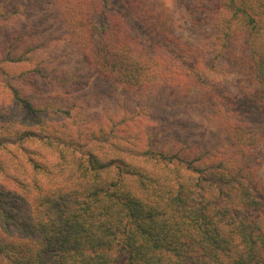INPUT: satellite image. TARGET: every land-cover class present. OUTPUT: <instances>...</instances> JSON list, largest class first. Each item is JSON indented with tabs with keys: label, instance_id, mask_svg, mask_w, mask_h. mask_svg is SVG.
Returning a JSON list of instances; mask_svg holds the SVG:
<instances>
[{
	"label": "trees",
	"instance_id": "1",
	"mask_svg": "<svg viewBox=\"0 0 264 264\" xmlns=\"http://www.w3.org/2000/svg\"><path fill=\"white\" fill-rule=\"evenodd\" d=\"M160 8L159 0H0V86L20 110L35 115L49 104L22 96L4 67L32 65L27 75L45 80L46 64L61 69L59 84L84 75L94 89L107 86L105 99L117 87L136 89L149 120L113 142L106 113L96 129L77 123L74 135L13 122L12 135L0 139V171H10V188L0 184V264H264V185L252 132L221 83L202 74L200 44L173 36ZM43 43L49 60L38 56ZM59 44L75 48V76L52 56ZM76 107L56 112L69 119ZM178 109L203 124L156 115ZM140 130L141 152L120 144Z\"/></svg>",
	"mask_w": 264,
	"mask_h": 264
},
{
	"label": "rangeland",
	"instance_id": "2",
	"mask_svg": "<svg viewBox=\"0 0 264 264\" xmlns=\"http://www.w3.org/2000/svg\"><path fill=\"white\" fill-rule=\"evenodd\" d=\"M159 1L161 12L164 13L163 18L165 20L166 17L169 18L173 24L174 28L171 29L175 33L173 36H184L183 39L187 38L186 43L189 46L196 47V43L200 44L202 65L206 67V69L203 67L202 74L205 75L206 80L209 83L218 80L221 83L219 90L223 93L225 101L227 102V98H230L234 99L233 103L238 104L233 110L237 112L236 118L241 119L240 123L252 132V137H249L251 138L249 140H252L249 143H255L252 157L259 162L254 172L258 176V181L264 185V0ZM232 5L237 6L235 8L238 9L233 11ZM27 11L37 13V9L29 8ZM50 51L51 48H47L45 43L38 46V56H42L45 60H49L46 57ZM74 51L75 48L59 44L57 51L52 52L54 54L52 56L57 58V63L64 65V71H67L68 76L70 74L75 76L74 73H70L71 68H80L73 64L74 60L70 59L74 57ZM259 62L260 68L257 69ZM4 68L7 72L9 71L11 77H14L10 83L19 89L22 96L29 98L36 106L49 105L45 112L28 114L20 110L17 102L12 101L8 91L0 86V125L5 127V129L0 128V139L9 138L12 135V131L9 130L14 128L12 126L16 123L13 122L16 121L17 123L29 122L35 126V130L47 132L49 136L53 132H62L65 128L74 135V132L78 130L77 123L84 128L92 126L91 128L96 129L94 120L103 119L106 113L111 116V122H107L105 127V130L111 129L110 134H106L110 142L117 132H129L135 125L141 127V123L149 124L148 117H145L143 110L141 111V107L147 103L144 98H141V93L134 91L136 89L127 93L117 87L111 99H105L106 97L101 96H104L102 94L106 92L107 86L94 89L96 82L88 76L85 78L81 73L82 77L79 80H72V83L62 85L59 84L60 81H57L61 69H57L56 66L43 64L42 69L47 75L45 80L40 78L32 80L27 75L26 71L31 69L32 65L16 67L7 64ZM2 78L0 74V82H3ZM52 78L55 81H52ZM46 82L48 85L52 83L53 87L48 86ZM109 84L113 88L116 87L110 81ZM72 104L77 106L75 110H71L73 117L64 118L56 112L58 107L64 108ZM229 108H232V105ZM156 115H170L182 126L188 124L190 127H197L203 124L200 117L192 110L186 113L185 109H178ZM167 122L169 123L170 120ZM209 136L208 134L205 136L206 141ZM136 137L138 140L128 137L120 144L141 152V130ZM179 137L184 138L182 134H179ZM226 137L224 135L225 140ZM164 138L166 144H172L168 141V137ZM156 139L159 140V138ZM148 141L153 142V139L150 138ZM200 141V137H195L190 142L200 143ZM2 158L0 154V159ZM19 158L23 160L24 155L19 154ZM9 172L3 167L0 171V184L8 188L10 185L8 180H5V176Z\"/></svg>",
	"mask_w": 264,
	"mask_h": 264
}]
</instances>
